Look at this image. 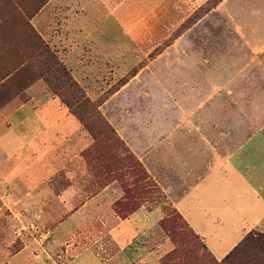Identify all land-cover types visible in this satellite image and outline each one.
Segmentation results:
<instances>
[{"label":"rangeland","instance_id":"1","mask_svg":"<svg viewBox=\"0 0 264 264\" xmlns=\"http://www.w3.org/2000/svg\"><path fill=\"white\" fill-rule=\"evenodd\" d=\"M49 1L0 0V264H163L174 248L167 232L175 219L169 218L173 207L140 172L131 174L116 159L84 158L82 152L93 147V139L76 117L80 126L45 152L32 148L12 157L11 141L1 140L13 124L42 114L35 102L51 98L61 104L41 78L36 52L26 41L29 28L89 100L99 104L180 35L193 41L194 55L218 48L222 40L264 37V0H56V20L42 37L30 19ZM67 17L83 20L77 38H70L78 55L71 53L73 43L65 41L66 28H54ZM76 58L82 62H72ZM78 70L84 71L82 78ZM38 81L44 86L31 94L30 87ZM129 95L122 93L120 101ZM98 110L107 118L108 102ZM96 128L103 132L100 156L109 150L118 159L126 157L112 135L100 124ZM28 144L21 143L20 150ZM121 184L130 189L125 201Z\"/></svg>","mask_w":264,"mask_h":264},{"label":"crops","instance_id":"2","mask_svg":"<svg viewBox=\"0 0 264 264\" xmlns=\"http://www.w3.org/2000/svg\"><path fill=\"white\" fill-rule=\"evenodd\" d=\"M55 1L30 19L42 37L56 20L55 6L64 3ZM81 25L83 20L67 17L54 28H66L69 41ZM92 30L90 26L87 35ZM192 42L180 35L171 48L141 67L106 100L110 111L105 119L173 209L221 261L246 234H264V37L222 40L202 55L191 53ZM78 52L73 43L71 53ZM78 71L82 78L84 71ZM42 85L38 81L29 92L35 94ZM128 91L131 96L120 101ZM35 106L42 114L13 124L1 136L3 142L11 141L12 157L33 149L45 152L80 126L51 98ZM23 142L28 148L20 150Z\"/></svg>","mask_w":264,"mask_h":264},{"label":"trees","instance_id":"3","mask_svg":"<svg viewBox=\"0 0 264 264\" xmlns=\"http://www.w3.org/2000/svg\"><path fill=\"white\" fill-rule=\"evenodd\" d=\"M45 1L46 0H43L42 3ZM195 23L196 22L193 24ZM26 26L29 27L27 23ZM28 35L29 36H26V41L36 52V59L39 62L41 78L44 80L53 95L59 99L61 104L67 108L72 116L78 119L83 128L89 132L93 139V147L91 149H86L87 151H83L82 156L86 159L89 157L97 160L102 157L104 159L107 158V161L108 159L109 161L116 159V163H123L124 166H128L131 174L134 172H140L143 181H151V183L154 184L141 163L130 153L115 130L98 110L100 105L135 76L137 70L126 80H122L119 86L104 98L101 103L95 104L89 100L81 86L73 79L69 70L49 49L48 45H46L33 31V29L29 28ZM97 124H100V127L103 130L113 136L115 142H117L118 145L122 147L123 151L127 153L126 157L124 156L118 159L117 155H114L116 156L115 158L112 151L109 150H106L105 155L100 156V138L102 137L103 132H99L96 128ZM107 164L109 165L108 162ZM115 180H117V178L102 186L100 191ZM121 188L123 189V197L121 200L125 201L130 189L124 184H121ZM136 210L130 211L127 216L131 215ZM170 217L175 219L171 221L172 228L167 229V232L174 244V248L167 254V256L163 257V264H198V258H200L199 264H264V234L258 232H250L246 234L221 261H217L205 247L202 240L189 228L187 223L175 210L173 215H170L169 218ZM177 218L181 220L182 223H180ZM160 224L164 229L163 226L165 225L163 219H161ZM185 228H187V230H185ZM198 249L202 252L199 256L197 255Z\"/></svg>","mask_w":264,"mask_h":264}]
</instances>
